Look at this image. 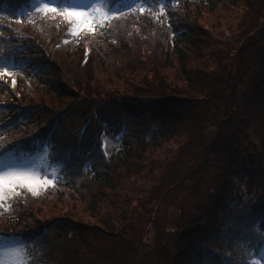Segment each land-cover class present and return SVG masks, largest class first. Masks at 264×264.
<instances>
[{
	"label": "trees",
	"instance_id": "trees-1",
	"mask_svg": "<svg viewBox=\"0 0 264 264\" xmlns=\"http://www.w3.org/2000/svg\"><path fill=\"white\" fill-rule=\"evenodd\" d=\"M32 1L0 0V72L7 69L15 80L0 79V157L31 149L32 143L41 148L48 141V163L58 164L60 172L54 185L38 195L19 188L0 201V234L19 240L25 264H108L115 248L129 239L125 232L112 230V220L119 213L108 208L111 194H118L135 177L157 175V161L175 159L171 144L176 140L182 143L181 152L186 149L194 160L191 153L201 147L199 135L214 117L203 105L230 112L238 89L236 65L227 81L232 85L226 88V82H221L216 93L223 74L215 67L225 62H215L223 57L219 50L218 56L199 62L201 70L190 65L192 53L200 51L196 44L209 38L208 31L197 25L202 12L213 15L219 6L237 9L241 4L242 10L229 16L236 25L246 23L242 31L229 17H223L222 23L218 18L219 28L214 30L226 32L219 25H232L227 29L241 32L237 39L249 41L256 37L255 31L260 33L264 0H144L148 6L143 12L126 10L78 35L70 33L72 20L59 12L30 9ZM117 1L103 0L108 7ZM18 10L27 12L18 17ZM238 44L230 47L224 39L217 47L236 52ZM148 47H152L147 50L148 60L156 52L160 68L147 65L143 76L134 71L127 74L145 63L130 58L131 49L137 53ZM173 63L180 73L177 77L185 82L182 87L177 77L169 79L165 72ZM259 65L257 76L233 105L239 116L235 138L223 143L215 163L221 171L219 183L180 235L171 260L161 259L158 264H254L260 258L264 250V61ZM193 107L200 108L190 116ZM120 125L124 137L105 159L99 154L101 134L106 127L111 132ZM245 132L249 135L243 138ZM166 163L169 171L171 162ZM48 209L57 210L56 214ZM133 235L135 241L142 237Z\"/></svg>",
	"mask_w": 264,
	"mask_h": 264
},
{
	"label": "rangeland",
	"instance_id": "rangeland-1",
	"mask_svg": "<svg viewBox=\"0 0 264 264\" xmlns=\"http://www.w3.org/2000/svg\"><path fill=\"white\" fill-rule=\"evenodd\" d=\"M37 2L36 6L42 4L40 0H37ZM131 2L132 3L127 7H124V5L129 3L128 0L121 7L128 8L129 6H132L134 9H141L145 8L148 4V2L144 0H131ZM97 3L98 0H71V2L68 3L67 8L89 9L94 17V26L97 22H100L105 18L116 16L117 12L122 10V8H116L107 13L108 10L106 12L104 9H100ZM51 6L55 7V3L51 2ZM241 6V4L236 6L237 9L230 7V4H226L225 7L219 6L213 15H211V13H204V11L202 12V19L200 18L197 25L199 28H205L208 31L209 38L196 44L200 47V51L192 53V57L196 58V61H193L194 58H192V63H190L192 67L201 70L202 66L199 62L202 63L204 57H207L208 60H210V57L218 56L216 54V49L219 50L220 55L223 57H216L215 62L221 59H224L225 62L220 66L215 67V69H219L223 76L218 78L214 93H216L217 86H220L221 82H226V88L232 85L231 82L227 83V81L228 77L232 74L230 72L235 70L234 64L236 65L237 78L234 82L238 83V89L232 96L231 107L229 108L230 112L225 113L224 108L222 112L220 106H217V108L211 106L208 110V108L203 105V109L207 114H214V117L209 124H206V131L199 135L201 147L191 153V155H194V160H190L192 156H187L188 152H186V149L181 152L183 146L179 145L182 143L179 142L180 140H176L174 141L176 145H174L175 143L171 144L173 145L175 159H167L169 161H166L171 162L169 165H172V168L169 171V166H167L166 162L157 161V166L154 169V174L157 175L135 177L130 180L129 183H124L123 186L115 192L118 194H113L114 196L111 194L109 203H112V205L108 206V208L110 211L114 210L119 213L118 218H121V220L118 218L112 220V224L115 225V227H112V230L118 233L125 232L126 238L129 239H125L123 244H120L119 247L115 248L110 255H114L113 258L111 257L113 260L111 259L108 261V264H158L161 259H166V263L169 262L171 260L170 252L173 251L180 235H182L186 227L193 223L195 218L202 212L204 206L209 201V196L219 183L221 171L216 167L215 163L221 156L220 150L223 143L227 142L229 139L235 138L236 129L234 123L238 121L237 117L239 116L237 107L233 105H236V100L241 99L243 91L248 87L252 79L257 76L256 74L260 68L259 62L261 63L262 60L264 61V19L262 18L264 17V11L262 8L260 9V11L263 12L260 13L261 15L263 14L259 21L260 33H258V30L255 31L254 35H256V37L249 41L239 40L242 39H237V37L241 36V32L239 31H242L246 23L242 24V26L236 25L237 22L233 21L234 18L229 15L233 14V16H235L234 14L239 13L240 10H242ZM221 17V23L224 21L223 17H229L228 20L230 23H233V26L236 25L235 28L240 26V30L233 29L230 31L227 28L232 27V25L227 27H225V25H219L222 28H225L226 32L217 31L216 33L214 29L219 28L217 27L218 24L216 22L219 21ZM89 31L91 30L78 28L76 22H74L70 33L82 34ZM224 39L228 41L230 47L234 44V47H236V42L239 41L237 51L229 52L224 48L217 47L218 42ZM151 48L152 47L137 49V53L135 49H131L128 56H130V58H140V60H143L145 63L141 66H137L136 71L135 69H128L126 71L127 74H130L128 72L134 71V74L143 76L148 70L146 67L147 65L150 67H157V69L160 68L157 66L160 59L156 58V52L151 54L153 59L148 60L149 51L147 50H150ZM153 60H155L154 63ZM173 66H175L174 63L165 71L168 74L169 79H173L180 74L179 70H175L176 66ZM0 79L6 82H10L11 80L12 83L15 81L11 74L4 71L0 72ZM113 81L118 82L116 79H113ZM177 85L179 87L185 85L184 80H179V77H177ZM140 86H144V84L142 85V83H140ZM238 103L239 101H237V104ZM197 108L193 107V111L192 109L189 111L191 113L190 116H192V113H194ZM229 116L230 118L228 119ZM222 119H225V121H221ZM232 120L233 124H229ZM226 125H228V127ZM248 135L249 133L245 132L243 138ZM183 141L184 140H182V142ZM186 141L187 140H185L184 143H186ZM212 142L213 144L210 147ZM114 143V140L109 141L107 148L108 153L111 152L110 149L115 148ZM35 158L36 157L17 161L13 156L6 157L0 163V174H28L45 177L42 176L44 169L43 166L40 165L41 161H43V156L41 155L38 160H35ZM183 159L186 161L184 164L180 165L179 163L183 161ZM31 160L33 162H31ZM181 168L183 169L181 170ZM47 178L49 177L47 176ZM48 186L51 185H43L36 190H29L26 187L24 188L28 189L32 194L38 195ZM8 195L11 196L12 192L6 191L4 199L9 198ZM142 197L145 199H142ZM56 211L57 210L50 211V209H48V213L51 212L52 215H55ZM119 227L121 228L117 229ZM133 234H141L142 237L135 241L131 239V237L134 236ZM9 240L10 239H5V237L0 240V252L2 251L0 254V264H23L20 251L14 246L15 242Z\"/></svg>",
	"mask_w": 264,
	"mask_h": 264
},
{
	"label": "snow or ice",
	"instance_id": "snow-or-ice-1",
	"mask_svg": "<svg viewBox=\"0 0 264 264\" xmlns=\"http://www.w3.org/2000/svg\"><path fill=\"white\" fill-rule=\"evenodd\" d=\"M43 10L51 13L59 12L62 17H67L69 20L75 21L78 28H86L94 30V17L87 8H66L60 10L51 3H44ZM141 12L144 8L140 9ZM10 74V73H9ZM15 83V81H13ZM53 181L47 177H39L28 174H0V201H3L6 191L16 192L19 188H28L29 190H36L38 187L48 185Z\"/></svg>",
	"mask_w": 264,
	"mask_h": 264
}]
</instances>
